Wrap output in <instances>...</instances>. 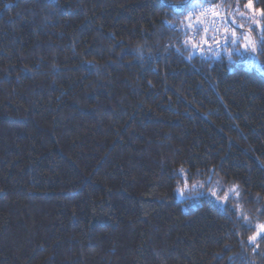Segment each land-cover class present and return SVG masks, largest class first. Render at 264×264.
I'll return each mask as SVG.
<instances>
[{"label": "trees", "instance_id": "trees-1", "mask_svg": "<svg viewBox=\"0 0 264 264\" xmlns=\"http://www.w3.org/2000/svg\"><path fill=\"white\" fill-rule=\"evenodd\" d=\"M195 2L0 0V264H264V54Z\"/></svg>", "mask_w": 264, "mask_h": 264}, {"label": "snow or ice", "instance_id": "snow-or-ice-1", "mask_svg": "<svg viewBox=\"0 0 264 264\" xmlns=\"http://www.w3.org/2000/svg\"><path fill=\"white\" fill-rule=\"evenodd\" d=\"M190 2V0H189ZM185 8H188V3L184 5ZM246 8H251V0H249V3L245 6ZM199 11L200 16H204L207 14H211L213 16L218 15V13L215 12L214 9L212 8H203L201 3H199V0L195 3H191V9L188 11V16L187 19L189 21L188 24L185 25V27L189 30H193V25L191 23L193 19V13L196 11ZM238 10V9H237ZM243 16V13H241ZM262 16H264V13H261ZM200 16H197L196 19L200 21ZM222 20H224V24L222 25L223 27V34L218 35L221 32V26H218L215 21L212 22V32L213 35H211L208 38H202L200 43L197 44L192 40L191 37H188L185 39L184 43L185 45H189L194 51L199 50L203 51V45H209V40L212 42L216 43L217 46H222V44H231L234 49V53L242 60V62L245 63H253L254 58L256 55L259 54H264V29H261L262 35L261 39L259 42L255 41L254 38L251 36V29L247 33H242L240 35H237L236 29L235 28H229L228 27V21L226 18L221 17ZM233 23H234V18H233ZM256 23H259L256 21ZM203 24V21H200L195 28V34L199 36L200 31H201V25ZM240 28H243L244 25H239ZM205 33L208 32V28L204 27L202 29ZM211 47V45H209ZM233 51H229V59L232 58ZM191 58V57H189ZM183 171V170H182ZM196 186L194 185L193 188ZM191 189H189L190 191ZM178 191H181L182 193L185 191V189H178ZM235 191V189H233ZM213 195H216L215 192L212 193ZM217 199H220V197H217ZM224 199L227 200L228 196L225 195ZM259 232L257 235H254L250 237V241L255 242L257 239V236H260L261 238H264V224L258 225Z\"/></svg>", "mask_w": 264, "mask_h": 264}, {"label": "rangeland", "instance_id": "rangeland-1", "mask_svg": "<svg viewBox=\"0 0 264 264\" xmlns=\"http://www.w3.org/2000/svg\"><path fill=\"white\" fill-rule=\"evenodd\" d=\"M251 4H252V7L249 9V8H246V7L245 8L244 7L240 8L239 6L233 8V4L231 3V5H232V8L230 9L231 16L229 15V23H228V25L231 28H235L236 31L240 28L239 25H241V24L244 25L242 30H244V29H246V30L243 33H247L249 31V29H251V36L254 38V40H257L258 37H260V33H261V29H262V15H261V11L259 9L255 8L252 2H251ZM222 5H225V4H222ZM214 7H215V10H216L215 12L218 13V15H216V16H213V15H210V14L204 15V16H200V13H199L198 15H195L193 17V19L191 21V23L193 25V30L192 31L188 30L189 31L188 33L190 35L194 36V34H195L194 30L196 28V25L200 21H203V24L201 25V31H200L201 32L200 41H201L202 38H208L211 35H213L212 22L214 21V19L217 20L220 17H224V18L226 17V12L225 11L221 12V8L218 7V5L216 6L214 4ZM241 13H243V16L241 15ZM197 16H200V21H198L196 19ZM205 18H208V20L206 21ZM233 18H234V23H233ZM219 20L222 21V25H223L225 21L221 20V18ZM256 21H258L259 23H256ZM204 27L208 28V32L207 33H205L202 30ZM210 41L211 40H209V43H210ZM189 48L191 50H193L190 46H189ZM203 49H206V50L209 49V51H211V53H212L213 51H217V45H212L211 44V47H209V45H203ZM196 51H198V50H196ZM254 60H255V58H254ZM253 64H254V62L253 63H246V65L248 67H250ZM178 197H179V199L181 198L180 194L178 195ZM258 232H259V228H257V230H256L254 235H257ZM258 237L259 236H257V238Z\"/></svg>", "mask_w": 264, "mask_h": 264}]
</instances>
